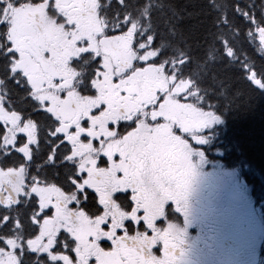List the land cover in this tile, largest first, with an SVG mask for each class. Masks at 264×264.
I'll list each match as a JSON object with an SVG mask.
<instances>
[{"label": "snow or ice", "instance_id": "obj_1", "mask_svg": "<svg viewBox=\"0 0 264 264\" xmlns=\"http://www.w3.org/2000/svg\"><path fill=\"white\" fill-rule=\"evenodd\" d=\"M264 92V0H0V264H180L192 154Z\"/></svg>", "mask_w": 264, "mask_h": 264}, {"label": "flooded vegetation", "instance_id": "obj_2", "mask_svg": "<svg viewBox=\"0 0 264 264\" xmlns=\"http://www.w3.org/2000/svg\"><path fill=\"white\" fill-rule=\"evenodd\" d=\"M192 154L183 211L168 202L167 223L183 232L180 264H264V180L246 179L226 162L218 134Z\"/></svg>", "mask_w": 264, "mask_h": 264}, {"label": "trees", "instance_id": "obj_3", "mask_svg": "<svg viewBox=\"0 0 264 264\" xmlns=\"http://www.w3.org/2000/svg\"><path fill=\"white\" fill-rule=\"evenodd\" d=\"M219 142L226 162L250 179L264 180V92L252 90L238 105L222 113Z\"/></svg>", "mask_w": 264, "mask_h": 264}]
</instances>
